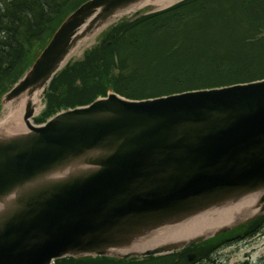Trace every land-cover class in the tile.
I'll use <instances>...</instances> for the list:
<instances>
[{
  "label": "water",
  "instance_id": "95a60500",
  "mask_svg": "<svg viewBox=\"0 0 264 264\" xmlns=\"http://www.w3.org/2000/svg\"><path fill=\"white\" fill-rule=\"evenodd\" d=\"M146 1H87L3 96L21 113L0 127V264L162 255L264 214V81L142 101L110 92L31 124L34 95L78 45Z\"/></svg>",
  "mask_w": 264,
  "mask_h": 264
},
{
  "label": "trees",
  "instance_id": "16d2710c",
  "mask_svg": "<svg viewBox=\"0 0 264 264\" xmlns=\"http://www.w3.org/2000/svg\"><path fill=\"white\" fill-rule=\"evenodd\" d=\"M86 1L0 0V99L35 61L43 41L47 44ZM33 43L42 46L30 52L27 46ZM116 69L119 74L112 75ZM131 72L146 83L143 88L133 87ZM263 79L264 0H186L112 27L84 61L55 77L48 111L37 122L64 108L88 105L109 88L143 100ZM178 258L165 260L174 263Z\"/></svg>",
  "mask_w": 264,
  "mask_h": 264
},
{
  "label": "rangeland",
  "instance_id": "374dc122",
  "mask_svg": "<svg viewBox=\"0 0 264 264\" xmlns=\"http://www.w3.org/2000/svg\"><path fill=\"white\" fill-rule=\"evenodd\" d=\"M150 12H152V7H147L144 9H140L134 13H131L128 15V17L125 16L124 18L127 19L128 21H131L134 19L136 20L139 17H142V15L148 14ZM102 33H100L98 35V37L95 38L94 41L91 42V45H89V47H87V49H89V51H90V49H93L94 47H96V45H98L100 43L102 37L104 36V34H102ZM49 37L50 36H48V38ZM45 41L46 40L43 41L44 43L42 45H45V43H46ZM42 45H35V43H33V44L27 46V48L29 49L30 52H34L35 50L38 49V47H40ZM85 51L81 52L78 56L74 57L73 63L84 61L85 60L84 59V52ZM28 62H29V60L27 61V63ZM124 71H128V70H124ZM125 73H127V72H125ZM111 74L112 75L119 74V71L112 72ZM121 74L125 77V75L123 73H121ZM131 80L133 82V87L137 88V89L143 88L144 85L146 84L144 81H142L139 78L138 75L134 74L133 72H131ZM139 83H141L142 86H140ZM145 88H148V87H145ZM45 108H46V106L43 107L42 111ZM42 111H40V113ZM40 113H39V115H40ZM239 232H237V233H239ZM242 232L243 231H241V233ZM254 232L255 233L259 232V233L256 236L250 238L249 241H247V242L236 243V244L230 245L228 247L220 248L219 250H216L219 246H213L214 244H211L212 246H207V247H205V249L198 250L197 251L198 255H201L204 251L207 254L212 253L213 259L210 263H208L207 261L197 260V262L195 264H241V263L245 262L246 260L247 261L249 260L251 262V264H264V227H262V229H261V227L259 226L254 230ZM222 239H224V238H222ZM173 256L176 257V256H181V255L176 254ZM182 260L183 261H181V264H184L186 261L184 258ZM66 262H69L68 264H72V263H70V261H65L64 264ZM82 263L83 264H106L104 262H100V263L91 262L90 263V262H87V260L83 261ZM131 263L132 264H173V262L165 260V257H161V258L157 257V258H151V259H145V260L132 261ZM121 264H125V263H121Z\"/></svg>",
  "mask_w": 264,
  "mask_h": 264
},
{
  "label": "bare ground",
  "instance_id": "6f19581e",
  "mask_svg": "<svg viewBox=\"0 0 264 264\" xmlns=\"http://www.w3.org/2000/svg\"><path fill=\"white\" fill-rule=\"evenodd\" d=\"M177 1H179V0H147L146 2L141 4L139 7L142 9L147 8V7H152V10H159V9L166 8V7L176 3ZM139 7H137V8H139ZM97 33L98 32L92 34L91 38L94 37ZM85 44H86V42L79 44L78 47L74 50L75 52L73 53V55H75L77 53V51H79L81 48L88 46V44L86 46H85ZM33 103L37 107L36 111L39 113L42 110V104H41L42 98H41L40 92L34 95ZM6 110H10V112L8 115H6V113L4 114V116L2 118V122L0 123V127L2 125H4L6 122H8L14 116V114L21 113V111L15 109V107L12 104H8L6 106ZM233 208L234 209H232L230 211H226V212L221 213L216 218H212V219L209 218V219L204 220V221H203V219L197 220V221L192 223L194 228H190V229L185 230V231L171 233V234H169L168 238L190 236L194 233L204 231L206 229V227L212 228V227H215L216 225L223 224L225 216L231 215L234 213V211L236 212L239 209V208H235V207H233ZM216 238H217V236L212 237V241H214ZM189 250H191V252L198 251L197 249L191 248V246H190V247H187L184 249L174 251V253L181 255L179 257L181 259H183L187 256Z\"/></svg>",
  "mask_w": 264,
  "mask_h": 264
}]
</instances>
